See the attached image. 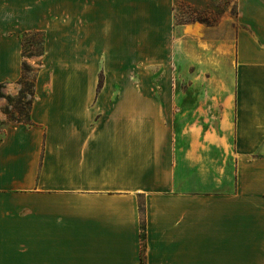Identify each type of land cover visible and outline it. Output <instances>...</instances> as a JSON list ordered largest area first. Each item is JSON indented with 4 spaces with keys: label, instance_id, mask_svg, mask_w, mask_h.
<instances>
[{
    "label": "crops",
    "instance_id": "1",
    "mask_svg": "<svg viewBox=\"0 0 264 264\" xmlns=\"http://www.w3.org/2000/svg\"><path fill=\"white\" fill-rule=\"evenodd\" d=\"M146 6L172 15V0H0L1 92L18 94L24 36L44 50L25 58L41 61L31 124L0 98V264H142L141 221L144 264H264V2L238 0L247 30L171 33L199 94H96L98 55L129 50V7L134 50H161Z\"/></svg>",
    "mask_w": 264,
    "mask_h": 264
},
{
    "label": "rangeland",
    "instance_id": "2",
    "mask_svg": "<svg viewBox=\"0 0 264 264\" xmlns=\"http://www.w3.org/2000/svg\"><path fill=\"white\" fill-rule=\"evenodd\" d=\"M261 1L264 2V0ZM236 4L237 15H239L238 0L236 1ZM232 6V4H229L227 7H224V0H172V15L168 18V21L165 20L160 24H153L148 21L151 13H153V11L157 13V9L146 6V40L153 41L154 36H161V50H134L137 44L135 34L137 24L132 20V14L137 8L129 7L127 13L130 17L129 20L123 24L122 34L124 40L127 42L129 50H108L106 55H98L99 70L97 71L95 93L122 95L121 93H123V91L128 93V90L131 94L129 96L155 95L161 97L165 102L169 100L170 96L176 94H199L200 88L192 86L189 81L186 82V80H192L195 77L196 72H193L191 69L186 70L180 67V65L176 71L175 64L172 63L173 59H175L174 54L177 50L169 49L171 33L179 31L182 26H187L191 23L197 24L195 26H198L199 28L206 27L196 21L188 22L186 24H178L183 18L195 16V13H193L194 11L199 12V14L206 13L205 16H208L209 14L217 15L216 25L207 28L222 27L226 32H240L242 30H247L244 20L235 19L232 16ZM154 25L159 28L157 30H160H156V35L153 33L154 28L152 27ZM197 34L198 33H193L192 35L197 36ZM26 40L28 42L34 41L35 43L41 39L40 37L33 35L26 37ZM38 45V43L34 44L33 48H28L26 46L25 50L31 49L35 52V50H39ZM32 57L35 59L39 58L36 56ZM40 58L38 60H40ZM102 58H107L106 64L102 63L101 65L100 59L102 60ZM37 63V66H31L32 72L29 74L30 78L34 75L36 69H40L39 66L41 65V61H38ZM5 104L9 110L8 117L5 116L7 122H9L11 118H23V115L18 114L13 108L14 104L10 105L6 101ZM165 105L168 106V103L166 102ZM4 107L1 108V112Z\"/></svg>",
    "mask_w": 264,
    "mask_h": 264
},
{
    "label": "trees",
    "instance_id": "3",
    "mask_svg": "<svg viewBox=\"0 0 264 264\" xmlns=\"http://www.w3.org/2000/svg\"><path fill=\"white\" fill-rule=\"evenodd\" d=\"M237 0H224V7H227L229 4H232V16L236 19L237 18ZM174 9V7H173ZM195 13V16H190L189 18H183L181 19V22L178 24H186L188 22H199L206 27H212L215 26L217 23V15H211L209 14L208 16H205L206 13L199 14V12H193ZM26 37L29 36H24L22 38V50H21V56H22V63H21V77L17 81L19 85V91L16 96H10L2 93L0 91V98H3L8 104H14L13 108L17 111L18 114L23 115V118L19 119H14L11 118L9 122L11 123H23V124H31L30 122V117H29V111L31 108V105L34 100V84L36 80V76L38 73L39 69H36L34 75L32 78L29 77V74L32 72L31 66L27 64L25 58H30L32 56L36 57H41L43 55V40H39L38 42L30 41L28 42L26 40ZM39 44L38 48L39 50H35L33 52L31 49L25 50V47L27 46L28 48H33L34 44ZM37 47V46H36ZM40 67V66H39ZM100 86V84H99ZM4 88L3 85H0V90ZM2 113L8 117L9 115V110L5 106L2 109ZM2 123L0 122V125ZM139 208L142 209V206L139 205ZM143 231V222L141 221V255H140V261L142 264L145 263V255H144V235L142 233Z\"/></svg>",
    "mask_w": 264,
    "mask_h": 264
},
{
    "label": "water",
    "instance_id": "4",
    "mask_svg": "<svg viewBox=\"0 0 264 264\" xmlns=\"http://www.w3.org/2000/svg\"><path fill=\"white\" fill-rule=\"evenodd\" d=\"M194 23H191V24H189V25H193Z\"/></svg>",
    "mask_w": 264,
    "mask_h": 264
}]
</instances>
